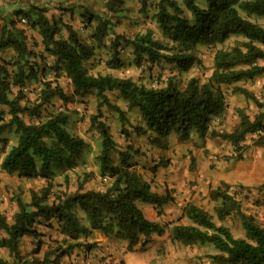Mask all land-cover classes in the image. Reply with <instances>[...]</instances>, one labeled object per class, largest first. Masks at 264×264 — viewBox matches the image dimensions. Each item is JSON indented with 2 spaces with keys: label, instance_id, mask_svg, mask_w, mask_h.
Returning <instances> with one entry per match:
<instances>
[{
  "label": "trees",
  "instance_id": "1",
  "mask_svg": "<svg viewBox=\"0 0 264 264\" xmlns=\"http://www.w3.org/2000/svg\"><path fill=\"white\" fill-rule=\"evenodd\" d=\"M182 4L185 9L176 0H158L156 3L153 18L172 45L155 39L151 30L129 39L116 33L109 19L89 9L81 14V19L85 28L95 25L90 35L91 43L82 39L63 16L49 17L45 7L29 5L27 9L15 10L7 16L0 12V52H14L9 60L0 58V135L11 127L17 134L16 144L4 152L1 167L7 174L17 175L20 179L46 182L40 191L31 190L29 202L17 200V210L11 221L0 212V249L8 251L17 262L22 259V240L39 238L37 225L44 224L56 228L61 240L42 262L34 260V264H60L62 257L80 246L82 236L94 231L126 241L127 250L132 252L151 236H162L169 230L173 241L187 246L212 244L219 252L208 256L212 264H264V226L243 211L240 201L229 192L230 186L225 182L209 192V199L218 204L215 215L220 222L233 216L239 218L246 239L234 238L228 227L218 225L208 211L192 203L183 209L191 224L162 225L149 220L135 202L141 201L159 209L169 204L172 197L152 191L150 183L130 169L127 152L120 154V165L113 164L110 153L115 143L105 124L98 120L102 117L101 106L110 104L107 93L118 92L129 109L139 110L148 126L143 133L155 134L156 142L172 132L181 142L189 140L193 134L204 138L213 120L227 108L223 88L264 75V65L260 64L264 62V26L243 18L237 9L246 12L248 17H263L264 0H204L202 7L196 0H182ZM145 8L146 3L142 2L141 9ZM19 20L25 22L26 28L18 26ZM27 29L40 36L44 53L54 58V69L65 74L74 94L52 82H45L36 106L31 108L21 104L25 99L21 88L37 75L30 60L35 53L28 46ZM110 33L114 38L106 46L105 40ZM233 37L242 40L230 49L215 53L209 79L201 83L192 78L184 88H179L173 81H168L164 87H147L131 78L92 75L85 67V62L97 49L107 47L111 49L107 66L119 69L123 64L120 58L122 46H127L132 48L138 65L143 62L154 65L166 60L187 72L198 61L193 53L196 47L223 44ZM175 45L181 52L167 55L166 52L172 51ZM13 87L20 88L17 94ZM90 90L99 100L98 114L92 118V123H98L102 136L103 148L98 160L102 174L111 179L110 186L105 191L86 190L85 185L90 180L87 174L78 183L76 192L53 194L52 164H73L86 142L67 131L69 116L66 112L52 113L36 123H26L21 114L34 115L55 98L69 103L81 92ZM232 91L254 101L259 112L251 119L239 109L237 127L218 136L239 148L247 136L255 134L254 144L264 145V103L243 87L234 86ZM5 109L10 118L3 124ZM52 197L53 201H50ZM78 208L85 213L88 226L81 223ZM52 256L53 260H49ZM0 264L8 262L0 257Z\"/></svg>",
  "mask_w": 264,
  "mask_h": 264
},
{
  "label": "rangeland",
  "instance_id": "2",
  "mask_svg": "<svg viewBox=\"0 0 264 264\" xmlns=\"http://www.w3.org/2000/svg\"><path fill=\"white\" fill-rule=\"evenodd\" d=\"M54 1L56 5L53 9L57 11H49L51 8L46 7L47 15L63 16L77 30L80 37L89 43L95 25L85 28L82 23L81 14L86 9L109 19L114 24L115 32L129 39L151 30L155 39L169 45L173 44L163 35L153 18L158 0H66L60 4L58 3L62 0ZM176 1L185 9L182 0ZM142 2L146 3L145 10L141 9ZM196 2L201 7L204 4V0H196ZM7 7L19 10L27 9L29 6L22 7L20 3L11 2L7 3ZM237 9L243 18L264 26V16L248 17L246 12ZM185 15L191 19L188 12H185ZM17 22L18 26L25 27L24 21ZM27 38L30 50L35 53V57L30 60L37 75L21 88L25 95L21 104L31 108L36 106L40 102V93L45 82H52L67 93L74 94L69 79L63 72L54 69V58L44 53L40 36L35 31L27 29ZM113 38L114 35L110 33L105 40L106 46H109ZM241 40L242 38L233 37L223 44L196 47L193 53L198 61L187 72L166 60L154 65L145 62L138 65L132 48L127 46H122L120 58L123 64L119 69H111L107 66V61L111 58V49L107 47L97 49L85 62V67L92 75L110 74L115 77L131 78L147 87H164L168 81H173L179 88H184L192 78L198 79L201 83L206 82L213 72L215 53L220 49H230ZM178 52H181V49L175 45L173 50L166 54L172 55ZM13 53L11 50L0 52V58L9 60ZM260 64L264 65V62ZM234 86L247 89L258 101L264 103V75L242 80L230 87L225 86L223 89L226 93L227 108L224 113L213 120L211 129L204 138L193 134L185 142H181L175 132L156 142L155 134L150 131L143 133L148 126L139 110L129 109L118 92L107 93L110 104L101 106L102 117L98 120L105 124L115 143V148L110 153L113 164L120 165V154L127 152L130 169L150 183L152 191L160 195L169 194L172 197L169 204L159 209L136 201V206L149 220L162 225L191 224L184 216L183 209L187 204L192 203L208 211L218 225L228 227L234 238L246 239L239 218L233 216L223 223L220 222L215 215V206L218 204L210 201L209 193L204 195L207 189L222 186L225 178L230 181L226 183L230 186L229 192L240 201L243 211L254 216L258 223L264 226V145L254 144L257 137L255 134L247 136L239 148H234L230 142L218 136L222 132H231L237 127L239 109L244 110L251 119L259 112L254 101L241 93H233ZM19 89L13 87L12 90L17 94ZM98 103L96 93L90 90L81 92L69 103L55 98L43 105L34 115L21 114L26 123H36L52 113L66 112L69 116L67 131L73 136L83 138L86 142V146L73 164H52L53 194L76 192L78 183L87 174L90 180L85 185L86 190L105 191L110 186L111 179L108 175L102 174L98 160L103 148L102 136L97 128L98 123H92V118L98 114ZM262 109L264 110V107ZM5 110L3 124H6L10 118L7 109ZM0 138V212L11 221L17 210V200L29 202L31 190L40 191L46 182L42 179L24 180L17 175L4 172L1 167L4 152L16 144L17 134L11 127L5 129ZM203 147L204 150H201ZM244 174L248 179L245 185L236 181ZM213 181L218 183L213 186ZM50 201H53V197ZM77 214L81 223L88 226L85 213L80 208L77 209ZM37 229L39 238L26 237L22 240L21 261L14 260L4 249H0V257L8 264H34V260L42 262L47 253L53 252L58 247L61 237L56 228L40 224L37 225ZM79 243V247L60 259V264H212L208 256L219 253L212 244L187 246L173 241L170 230L162 236H151L132 252L127 250L126 241L118 239L115 235H105L98 231L82 236ZM53 258L54 256L49 260Z\"/></svg>",
  "mask_w": 264,
  "mask_h": 264
},
{
  "label": "crops",
  "instance_id": "3",
  "mask_svg": "<svg viewBox=\"0 0 264 264\" xmlns=\"http://www.w3.org/2000/svg\"><path fill=\"white\" fill-rule=\"evenodd\" d=\"M65 1L66 0H62V2H59L58 4L64 3ZM11 2L12 3L13 2L20 3V4H22V7L34 5V6L45 7V8L49 7V8H51V10H49V11H55V12L57 11V10L53 9V6L56 5V1H54V0H0V12H2L3 16L10 15L11 13H13L16 10V9H12L10 7H7V3H11ZM20 9H25V8H20ZM201 150H204V147L201 148ZM199 153L201 154V152H199ZM246 177H247V175L244 174L243 176L239 177V180H236V181L245 185V181H248V179H246ZM223 181H225V183L230 182V181L226 180L225 178L223 179ZM216 183H218V182L213 181L212 185L214 186ZM213 189L214 188L207 189L206 192H204V195H207Z\"/></svg>",
  "mask_w": 264,
  "mask_h": 264
}]
</instances>
